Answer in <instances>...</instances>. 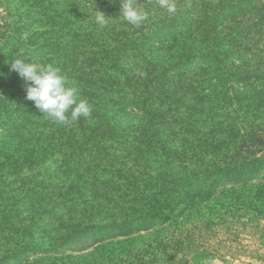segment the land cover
<instances>
[{
	"label": "trees",
	"instance_id": "1",
	"mask_svg": "<svg viewBox=\"0 0 264 264\" xmlns=\"http://www.w3.org/2000/svg\"><path fill=\"white\" fill-rule=\"evenodd\" d=\"M120 2L50 0L47 29L1 26L0 264L31 252L93 264L102 247L108 259L109 239L71 245L95 225V210L140 198L158 213L177 184H227L263 158L264 0H175L174 14L139 0L149 18L138 28L121 19ZM96 10L112 18L107 28L94 23ZM15 59L59 66L91 115L67 124L43 115ZM137 165L167 173L126 170Z\"/></svg>",
	"mask_w": 264,
	"mask_h": 264
},
{
	"label": "rangeland",
	"instance_id": "2",
	"mask_svg": "<svg viewBox=\"0 0 264 264\" xmlns=\"http://www.w3.org/2000/svg\"><path fill=\"white\" fill-rule=\"evenodd\" d=\"M49 1L0 0V31L2 25L15 29L20 24L25 25L27 33L47 29L52 15ZM61 5L62 2L53 7ZM4 43L0 37V48ZM0 120L4 127L8 125L5 115ZM2 131L0 128V134ZM256 157L263 158L233 172L227 184L210 185L209 179L191 186L177 184L173 200L158 213H150L146 200L140 198L128 202L115 199L109 205L110 212L95 210L91 222L95 225L71 245L91 248L95 241L109 239L105 244L109 252L104 253L108 259L100 256L102 247L92 259L93 264H207L209 258L214 264H264V149ZM137 169L150 174L167 173V169L159 167L126 168L134 173ZM4 185L8 194H16L9 192L16 189V183L8 181ZM43 216L49 218V214ZM38 244L42 250L49 248L48 242ZM53 262L44 253L31 252L22 264Z\"/></svg>",
	"mask_w": 264,
	"mask_h": 264
},
{
	"label": "clouds",
	"instance_id": "3",
	"mask_svg": "<svg viewBox=\"0 0 264 264\" xmlns=\"http://www.w3.org/2000/svg\"><path fill=\"white\" fill-rule=\"evenodd\" d=\"M158 7L169 14L177 11L175 0H158ZM121 19L128 25L140 27L148 18L149 12L141 6L139 0H123L120 2ZM94 23L101 29L109 26V20L103 12L97 11ZM11 68L26 84V99L32 101L35 108L51 120L67 124L81 117H89L91 105L80 98L78 90L69 86L68 78L54 63H25L23 59H15ZM207 264H214L209 258Z\"/></svg>",
	"mask_w": 264,
	"mask_h": 264
}]
</instances>
